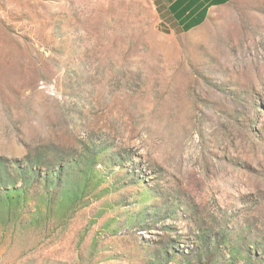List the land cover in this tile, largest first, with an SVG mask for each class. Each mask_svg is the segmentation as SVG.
<instances>
[{"label": "rangeland", "instance_id": "rangeland-1", "mask_svg": "<svg viewBox=\"0 0 264 264\" xmlns=\"http://www.w3.org/2000/svg\"><path fill=\"white\" fill-rule=\"evenodd\" d=\"M160 1L0 0V264H264V0Z\"/></svg>", "mask_w": 264, "mask_h": 264}, {"label": "trees", "instance_id": "trees-1", "mask_svg": "<svg viewBox=\"0 0 264 264\" xmlns=\"http://www.w3.org/2000/svg\"><path fill=\"white\" fill-rule=\"evenodd\" d=\"M166 15L161 14L162 22H171L180 32H188L202 24L209 9L225 4L230 0H169ZM158 7V6H157Z\"/></svg>", "mask_w": 264, "mask_h": 264}, {"label": "crops", "instance_id": "crops-1", "mask_svg": "<svg viewBox=\"0 0 264 264\" xmlns=\"http://www.w3.org/2000/svg\"><path fill=\"white\" fill-rule=\"evenodd\" d=\"M170 1L168 0V3H162L161 1L159 2L158 4V11H159V14H164L166 15L167 13V6L169 5ZM163 21V20H162Z\"/></svg>", "mask_w": 264, "mask_h": 264}]
</instances>
